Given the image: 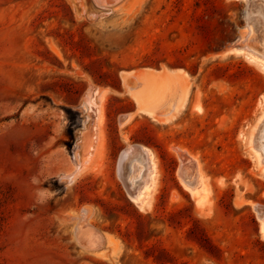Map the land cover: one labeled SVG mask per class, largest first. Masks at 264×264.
<instances>
[{"label": "rangeland", "instance_id": "rangeland-1", "mask_svg": "<svg viewBox=\"0 0 264 264\" xmlns=\"http://www.w3.org/2000/svg\"><path fill=\"white\" fill-rule=\"evenodd\" d=\"M262 15L264 0H0V264H264V70L223 56L241 36L264 51ZM142 70L178 82L145 101L159 120L123 79ZM139 145L156 164L143 209L117 167Z\"/></svg>", "mask_w": 264, "mask_h": 264}, {"label": "bare ground", "instance_id": "bare-ground-1", "mask_svg": "<svg viewBox=\"0 0 264 264\" xmlns=\"http://www.w3.org/2000/svg\"><path fill=\"white\" fill-rule=\"evenodd\" d=\"M262 18L264 20V15H262ZM246 26L249 27L251 25L247 22ZM254 27L260 28V25L256 23L254 24ZM263 27L264 26H261V28ZM250 31L251 29L249 30V34H250ZM242 40H243V36L238 38V42H241ZM247 45H245L244 47L242 46L239 47L238 50H234L231 54H235L238 56H244L248 61L257 64L262 70H264V51H262L261 53H257V52L255 53V51L251 49L252 47H249ZM258 54H261V56H259ZM223 56H227V55L223 54ZM178 72H180V70ZM172 73L176 74L175 71L174 72L172 71ZM177 75L179 76V73ZM123 79L125 81L126 86L131 90L130 93L133 95L136 102L139 104V106L140 105L142 106L141 107L142 111H144L145 113L153 117L155 120H159L160 116H157L156 114H154L153 111L148 110L150 107L149 105L145 103V101H151V103L149 104H153V102L155 101L156 102L163 101L165 100V97L167 95H170L172 92L175 94L176 88H178L177 87L178 82L174 81V79L176 78L172 77L171 75L161 73V71H154V70L153 71L142 70V71H136V72L133 71L131 73H126V76H124ZM132 79H136V83L133 87L130 86L131 85L130 80ZM186 91H188V89L182 90L183 95L180 97L179 103L176 105V108H175L177 111L183 109V107L185 106V103L187 101V93H188ZM84 106L85 107L87 106L86 102ZM99 113L100 115H98ZM99 113L95 117V118H98L96 119L97 121L95 125L96 128H99V125L103 119L102 112H99ZM169 113L170 111L166 113V115H168ZM166 117H167L166 121H168L169 119L172 118V115L170 117L168 116ZM125 118L126 117H124L123 119ZM128 120L129 118H126L123 123L126 124ZM263 120H264V117L255 126L253 130V134H252L253 141L255 140V138H257L258 140L264 139V130H261V132H259L260 131L259 126ZM251 143H252V140H251ZM88 150L90 151V149ZM122 154L125 156L128 162H127V166L124 164L126 167L124 170V173L122 174L119 169L118 175H120V177L124 179L126 186H127L128 193H129V190L132 192V194H130L129 196L132 202H134L140 209H143L145 205H149L150 196H151L150 199L152 200L155 183H156V164L153 159V153L149 149L139 145V146H129L125 148ZM141 156H143V158H141ZM142 161H144L145 164ZM179 175L181 177V182L184 185V187L188 191H190L192 195L196 198L198 206L200 207L206 206V204H208L207 202H208V197H209L208 190L206 186L203 185V181H202V177L200 173V167L197 161L191 158L188 160H184L182 162ZM190 177H194L193 180L195 179V182H196L195 185H192V183L188 180ZM256 206H259V205H254V209L256 208ZM259 214H260L259 219L262 221V230L264 231V213L263 214L259 213ZM79 228L77 232L78 234H76V235H79L78 236L79 238H81L82 234L89 233V230L82 232V229H79Z\"/></svg>", "mask_w": 264, "mask_h": 264}, {"label": "water", "instance_id": "water-1", "mask_svg": "<svg viewBox=\"0 0 264 264\" xmlns=\"http://www.w3.org/2000/svg\"><path fill=\"white\" fill-rule=\"evenodd\" d=\"M237 43H238V39L235 41V43H233V45L232 46H230L228 49H226V51L224 52V54L225 55H229V54H231L234 50H238L239 49V46L237 45ZM131 81V84L134 86L135 85V83H136V79H132V80H130ZM132 86V87H133ZM124 152V151H123ZM127 160H126V158H125V156L123 155V154H121V156H120V159H119V169H120V171H121V173L123 174L124 173V164H125V162H126ZM130 194H132V192L129 190V193H128V195L130 196ZM132 196V195H131ZM261 209H262V207L259 205V206H256V208H255V211H257V213H258V216L260 217V214L259 213H261L260 211H261Z\"/></svg>", "mask_w": 264, "mask_h": 264}]
</instances>
